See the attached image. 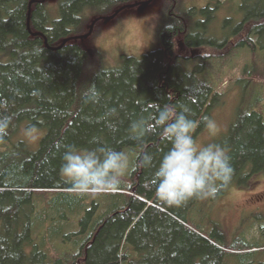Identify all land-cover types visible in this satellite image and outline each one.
Instances as JSON below:
<instances>
[{
	"label": "trees",
	"instance_id": "trees-1",
	"mask_svg": "<svg viewBox=\"0 0 264 264\" xmlns=\"http://www.w3.org/2000/svg\"><path fill=\"white\" fill-rule=\"evenodd\" d=\"M48 1L56 2L58 18L49 17ZM139 1L0 0V100L7 101L5 114L13 117L8 135L0 139V264H264V244L244 236L225 239L214 218L213 230L204 229L205 214L194 208L205 207L209 198L179 208L163 205L150 188L152 169L135 165L141 152H150L155 162L168 146L156 134L142 143L133 140L130 121L147 116L154 104H184L197 121L208 117L218 94L213 81L200 74L220 55L209 48L203 31L190 32L191 13L179 10L181 0H163L169 25L161 30L158 47L125 57L119 67H104L100 52L85 47L78 36L93 20ZM250 1L254 6L245 5L225 46L248 47L256 56L264 51V0ZM194 10L214 14L210 6ZM179 46L211 51L180 56ZM194 58L203 61L202 68H185L182 61ZM259 67L253 63L246 72L264 77V55ZM261 110L257 103L237 110L225 140L234 174L219 191L244 185L246 174L264 175ZM28 126L45 130L34 152L14 139ZM93 140L129 150L133 169L116 192L77 195L59 175L60 158L66 146L94 147ZM107 198L117 200L113 208ZM188 214L200 221L189 225ZM75 221L81 228L73 232Z\"/></svg>",
	"mask_w": 264,
	"mask_h": 264
},
{
	"label": "rangeland",
	"instance_id": "rangeland-1",
	"mask_svg": "<svg viewBox=\"0 0 264 264\" xmlns=\"http://www.w3.org/2000/svg\"><path fill=\"white\" fill-rule=\"evenodd\" d=\"M207 1H210L211 8L219 7V5L215 6L216 2L213 0H181L179 10L181 12L190 10V32L203 31L202 37L211 40L212 45L209 48L215 54L220 53L219 56L214 55L215 58L209 61L207 68H204L200 74L202 79L213 81V87L218 94L208 113V118L215 120L218 125V134L211 136L203 126L195 139L198 144L218 143L225 147L228 131L235 121L239 108L250 109L257 103L264 117V77L259 74L252 76L251 70L246 72L253 63L257 69H260L259 65L263 64L264 51L263 49L257 51L255 56V52L248 47L233 48L230 46L231 43L227 44L228 47L225 46L228 39L234 38L236 29L243 19L245 5L254 6L252 1L220 0L222 6L216 8L213 15L207 11L204 15L194 10L205 8ZM48 3L49 17L58 18L56 2L48 1ZM163 6V0H152L141 11H138L136 7H126L106 23L103 20L95 22L91 34L81 39V42L85 47L94 48L100 52L104 67H119L125 57H139L158 47L160 32L169 25L164 16ZM196 21H199V26ZM210 51L206 47H197L189 51L181 46L177 48L180 56H187L191 53L190 55L194 57L210 53ZM202 62L200 58H194L190 61H182V64L188 70H197L202 68ZM24 130L25 128L22 127L14 139L22 141L26 151H36L45 130L37 128L35 139L26 136ZM128 151L125 152L133 160L134 156ZM131 169L133 168H130L129 174ZM251 177H247L246 174L242 178L244 185L232 183L222 191H218L215 197L209 198L205 207L194 208L196 214L197 211L205 214L204 229L213 230L210 222L214 218L225 239L233 240L244 236L248 241L264 244V213L260 212L264 211V197L259 195L264 190V175L258 174ZM106 200L110 207L113 208V205H116L117 200L114 198ZM67 216H71L69 211H67ZM188 218L189 225L200 221V217L196 215L188 214ZM76 228H81L77 221L72 223L70 229L75 232ZM217 234L220 235L221 232L217 231ZM73 237L69 241L70 246H74Z\"/></svg>",
	"mask_w": 264,
	"mask_h": 264
},
{
	"label": "clouds",
	"instance_id": "clouds-1",
	"mask_svg": "<svg viewBox=\"0 0 264 264\" xmlns=\"http://www.w3.org/2000/svg\"><path fill=\"white\" fill-rule=\"evenodd\" d=\"M7 108V101L0 100V139L8 135L13 122V117L5 114ZM200 123L211 136L218 134L215 120L204 117L197 121L184 104H154V111L129 123L128 134L138 143L148 134H156L168 146L155 162L148 151L135 159L136 167L152 169L150 188L163 205L179 208L192 199L215 197L220 187L232 181L234 169L229 151L218 143L198 144L194 138ZM24 131L35 139L38 130L28 126ZM92 143L96 146H66L60 158L59 175L77 195L118 191L133 160L124 150L95 140Z\"/></svg>",
	"mask_w": 264,
	"mask_h": 264
},
{
	"label": "water",
	"instance_id": "water-1",
	"mask_svg": "<svg viewBox=\"0 0 264 264\" xmlns=\"http://www.w3.org/2000/svg\"><path fill=\"white\" fill-rule=\"evenodd\" d=\"M152 0H145V1H142V2H140V3H134V4H129V5H126V6H123V7H121V8H119L118 10H116L111 16H106V17H103V21L106 23V22H108L110 19H112L113 17H115L116 16V14H118L119 13V11H121L122 9H124V8H126V7H136L137 8V10L138 11H141V10H143L150 2H151ZM97 20L95 19V20H93L92 21V23L90 24V26H89V31L86 33V34H84V35H82V36H78V38L79 39H85V38H87L90 34H91V32H92V29H93V25H94V23L96 22ZM67 41V39H65V40H63V44L65 43Z\"/></svg>",
	"mask_w": 264,
	"mask_h": 264
},
{
	"label": "flooded vegetation",
	"instance_id": "flooded-vegetation-1",
	"mask_svg": "<svg viewBox=\"0 0 264 264\" xmlns=\"http://www.w3.org/2000/svg\"><path fill=\"white\" fill-rule=\"evenodd\" d=\"M208 6H209L208 4H206V5H205V7H208ZM216 8H217V7H214V8H212V10H213V11H215V10H216ZM261 196H263V197H264V190H263V192L261 193Z\"/></svg>",
	"mask_w": 264,
	"mask_h": 264
},
{
	"label": "bare ground",
	"instance_id": "bare-ground-1",
	"mask_svg": "<svg viewBox=\"0 0 264 264\" xmlns=\"http://www.w3.org/2000/svg\"><path fill=\"white\" fill-rule=\"evenodd\" d=\"M169 55V54H168Z\"/></svg>",
	"mask_w": 264,
	"mask_h": 264
}]
</instances>
